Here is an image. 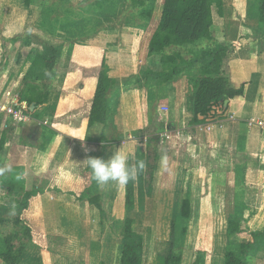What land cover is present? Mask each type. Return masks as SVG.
<instances>
[{"label":"crops","instance_id":"0c3cea01","mask_svg":"<svg viewBox=\"0 0 264 264\" xmlns=\"http://www.w3.org/2000/svg\"><path fill=\"white\" fill-rule=\"evenodd\" d=\"M159 1L157 6H161ZM121 2L118 0L112 14L107 13V24L110 22L118 33H150L145 46L141 43L138 47L139 41L134 38L128 47L133 59L127 75L133 79L126 81L127 78L113 74V66L121 64L109 53L116 49L110 42L71 43L69 56L63 57L56 67L59 92L54 101L50 99L55 107L50 110L52 118L47 127V132L51 130L53 134L44 138L45 123L36 118L37 110L17 96L31 57L27 47L16 40L37 31L51 36L55 32L51 29L55 15H51L48 6L32 4L27 8L23 0H0V105H16L25 109L26 115L23 122L0 115V139H5L0 167L11 168V172L0 175V198L3 184L13 186L9 188L15 190L14 198L19 193H37L19 217L30 231V241L15 264H116L117 244L113 243L109 228L123 221L124 186L97 185L102 213L71 196H80L91 184L85 160L99 152V146L85 138L96 127L101 130L100 125L87 128V114L103 63L114 84L107 95L109 116L104 134L110 145L105 159L120 149L134 163L136 152L145 151L149 144L151 135L146 131L150 127L159 140L153 145L157 168L149 192L173 196L160 203L161 209L177 207L184 179L190 173L191 211L230 212L225 219L219 215L226 235L228 221L236 214L244 218L242 212L251 209L248 225H260L263 228L258 231H264V25L258 22L257 15L249 19L255 25L244 20L232 24L227 20L224 1L216 16L212 8V38L221 46L234 47L223 62L224 75L233 89L243 86V94L213 104L205 116L198 117L199 125L189 127V77L179 76L155 93L141 79L147 70L138 67V73L136 69L145 63L143 56L158 60L157 56H149V42L157 28L152 21L159 18V10L155 8L147 19L143 17L146 8L133 5L131 9H121ZM118 48L122 49V45L117 43ZM154 66L157 69L149 70L156 72L161 68L158 61ZM160 114L165 116L162 125L157 121ZM213 252L210 264H223L225 252ZM250 258L249 264H264V248H256Z\"/></svg>","mask_w":264,"mask_h":264},{"label":"trees","instance_id":"16d2710c","mask_svg":"<svg viewBox=\"0 0 264 264\" xmlns=\"http://www.w3.org/2000/svg\"><path fill=\"white\" fill-rule=\"evenodd\" d=\"M32 2L33 0H23V5L28 8L32 5ZM132 2L139 7H145L146 5L142 0H132ZM212 8L221 13L222 0H164L158 26L149 42V56H157L161 68L156 72L147 71L141 74V79L149 83L155 93H158L163 89V86L179 76L189 77L188 81L192 88L191 94L186 98V111L190 117L189 127L199 125L201 122L198 117L205 116L213 104L220 100L232 99L243 94V86L233 89L224 75L223 62L228 55L233 53L234 47L221 46L212 38ZM151 12V9L146 13L144 12L143 17L149 19ZM257 19L260 24L264 25V0H258ZM257 37L258 35H256ZM203 41H206L205 46L196 53L191 52L196 44ZM171 48H183L184 51L189 53L190 58L185 59L179 51L168 54L167 50ZM63 50V44L58 43L55 46L45 45L41 50L29 53L31 55V64L22 79L17 96L21 102L26 103L28 106H33L37 110L36 117L38 110L50 111L55 107L50 100L46 83L54 80L56 67L63 58ZM192 72L197 73L196 77L191 76ZM96 78L97 84L87 114V128L91 129L95 125H100L101 130L96 138L88 135L85 141L99 146V152L92 158L105 159L106 148L110 145L104 134L109 116L107 95L114 84L107 76L104 63ZM138 80L140 81V78ZM40 84L44 85L40 86ZM48 132L50 135L53 134L51 130H48ZM158 140V137L151 135L145 151H137L134 156V163L143 161L145 165L143 171L140 172L136 179L138 197H143L147 192L149 193L154 180L157 168V155L153 145ZM4 143V137H1L0 153ZM41 150H44V145L41 146ZM87 171L91 174L90 168ZM9 187L13 186L2 185L3 191L5 190V196L13 198L16 194L15 190H10ZM96 190L97 183L91 175L89 187L80 196L76 197L73 194L71 196L76 201L88 202L102 213L100 205L101 195ZM36 194L35 192L25 193L21 210L27 207L28 200ZM135 197L134 181H130L125 185V213L122 224V236L124 239L116 261L117 264H142V237L133 231V224L137 216L135 213ZM190 212L189 198L183 197L180 201V215L188 220ZM13 224L15 226L22 225L18 218L13 221ZM185 232L186 230H183V233ZM22 234L26 236L23 240V246L13 256H10L9 253L4 254L1 258L4 264H15L24 247L30 241L29 229L24 227ZM15 236L19 237V234H15ZM226 237L227 248L222 256L223 264H249L251 253L256 248H264V231L248 232L247 219L238 214L228 221ZM12 249L13 245L9 243L7 246L8 252ZM181 261V253L170 251L159 264H181ZM191 264H205L203 253L196 250Z\"/></svg>","mask_w":264,"mask_h":264},{"label":"rangeland","instance_id":"374dc122","mask_svg":"<svg viewBox=\"0 0 264 264\" xmlns=\"http://www.w3.org/2000/svg\"><path fill=\"white\" fill-rule=\"evenodd\" d=\"M142 1L146 3L144 7L146 10L151 9L153 11L155 8L159 10V18L152 21L155 27L158 26L164 0L159 1V5L161 6L156 5L157 0ZM222 1H224V7L228 16L227 20L229 22L232 24L243 23L244 20V22L248 25L256 24V22H253L249 19H252L257 15L258 0ZM32 4H40L41 6H48L50 8L49 10L51 15H55L54 18L52 17L53 27H51V29L55 32L54 34H50L51 36H47L40 34L38 31L35 32V30L32 29L31 31H34L36 34L30 33L25 36H18L16 41L21 42L22 45L27 47L28 55L30 52L41 50V48L45 45L55 46L58 45V43H61L63 44V49H68H65L66 52L63 50L65 53H63V57L65 59L71 52V48L69 49V47H71V43H81L84 45H104L107 44L108 41L116 48L115 50H110L109 53H111V56L116 62L121 64L119 66H113V74L115 76L117 75L121 76L122 78H127L126 81L133 79L131 76L127 75V70L130 69V60L133 59V52H131V48L129 50L128 47H131V40L134 38L139 41L137 44L138 47L141 43H143L145 46L146 41L149 39L148 37L150 33H143L141 35H128L121 32L118 33L115 32V27L111 28L112 24L110 22L107 24V13H113L118 5V0H81L72 2L63 0H33ZM98 4H100V6H98ZM120 5L121 9H131L134 7L132 0H122ZM213 12L216 16L215 8L213 9ZM144 20L147 24L148 20ZM112 23L114 22L112 21ZM117 43L122 45V49H117ZM205 45L206 41H203L199 44H196V46L192 48V51H190L196 53ZM137 49L135 51H137ZM174 51H179L185 59L190 58L189 53L184 51L183 48H171L167 50V53L170 54ZM139 52H141V50ZM29 56L31 57V55ZM143 60L145 63L142 64L141 62V64L136 67L137 70L138 67H144L143 69L147 71H151L149 69H157L154 66V64H156L158 61L157 58L154 57L150 60L149 58H145L143 56ZM138 73H140V69L138 70ZM191 74L192 77H196L197 75L196 72H192ZM125 75L126 77H123ZM122 81H125V79H122ZM42 85L44 84H40V86ZM46 85L50 99L54 101L59 92V83L56 73L54 80L47 82ZM149 96L151 97V95ZM37 113L38 115L36 118L45 123V132L43 136L44 138L49 137L50 133L47 132V127L52 118L51 111L38 110ZM163 117L165 116L160 114L157 118V121H159L161 125L163 124ZM99 129V126L93 129L92 132H90V136L96 138L98 136ZM160 131H163L162 127ZM146 132L148 135L153 134L150 127H147ZM161 146L163 150L164 146ZM158 150L160 151L159 148ZM188 152H192V147L188 148ZM189 168H191L190 165L187 168L188 172H190ZM192 181L193 177L190 175V173H188L184 179L182 187L183 190L179 194V203L177 204V207H174L173 209H161L162 204H160L161 202L164 203L171 200L173 197L171 194L147 192L143 197H138V185L137 181H134V190L136 196L135 213L137 216L136 221L133 224V231L142 237V264H159V262L163 260L170 251L182 254V264H191L196 250H199L203 253L205 257V264H210L211 253L213 251H217L219 249L223 253L226 251V249H224L225 247L227 248V239L224 232L225 226L223 225V219H219V215L222 214L223 218L225 219L227 215L230 214V212L220 211L217 209L206 210L202 212L196 209L191 211V215L188 220L184 219L180 215V201L183 197H191V194L188 193V186L192 183ZM203 184L205 185L204 182ZM141 190L143 191L142 187ZM4 195V191L3 193L1 192L0 221L2 222H0V264H2L1 258L4 256V254L9 253L10 256L16 254L18 249L23 246V240L26 237L22 234V230L25 226L23 224L18 226L13 224V221L16 218L19 219L20 217L22 212L21 207L24 204L23 196L25 194L19 193L17 194V198L13 197V199L10 200H3L2 198H7V196ZM124 201L125 186L123 194V202ZM123 210L125 213V207H123ZM252 212L253 210L251 209L242 212L244 218L247 219L248 232L258 231L263 228L260 225H248L250 218L249 215L251 216ZM122 224L123 221L121 223L116 222L112 229L109 228L113 236L112 241L114 244H117L116 261L124 239L122 236ZM183 230H186V232L183 233ZM15 234H19V237L15 236ZM107 234H109L108 231ZM9 243H12L13 245V249L10 252L7 250ZM116 261L115 263L117 264Z\"/></svg>","mask_w":264,"mask_h":264},{"label":"clouds","instance_id":"9594fccd","mask_svg":"<svg viewBox=\"0 0 264 264\" xmlns=\"http://www.w3.org/2000/svg\"><path fill=\"white\" fill-rule=\"evenodd\" d=\"M85 162L91 169L93 180L100 187L110 183L125 186L130 181H135L145 167L143 161L130 163L128 155L120 149L108 159L88 158ZM6 172H11L10 166L0 167V175Z\"/></svg>","mask_w":264,"mask_h":264},{"label":"built area","instance_id":"2783aa9c","mask_svg":"<svg viewBox=\"0 0 264 264\" xmlns=\"http://www.w3.org/2000/svg\"><path fill=\"white\" fill-rule=\"evenodd\" d=\"M24 110L25 109L19 108L16 105H0V115L10 117L17 122H23L26 119ZM206 130L209 131L210 128H207Z\"/></svg>","mask_w":264,"mask_h":264}]
</instances>
